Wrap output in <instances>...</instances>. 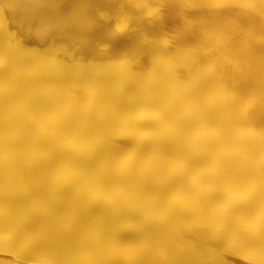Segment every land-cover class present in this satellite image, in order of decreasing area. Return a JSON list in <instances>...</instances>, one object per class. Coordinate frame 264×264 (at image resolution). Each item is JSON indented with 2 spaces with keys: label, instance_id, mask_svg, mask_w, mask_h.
I'll use <instances>...</instances> for the list:
<instances>
[{
  "label": "bare ground",
  "instance_id": "bare-ground-1",
  "mask_svg": "<svg viewBox=\"0 0 264 264\" xmlns=\"http://www.w3.org/2000/svg\"><path fill=\"white\" fill-rule=\"evenodd\" d=\"M0 264H264V0H0Z\"/></svg>",
  "mask_w": 264,
  "mask_h": 264
}]
</instances>
